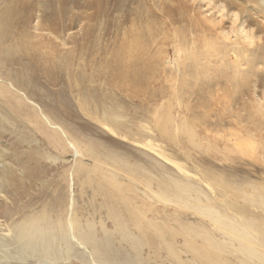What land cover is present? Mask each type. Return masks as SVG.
<instances>
[{"label":"bare ground","instance_id":"1","mask_svg":"<svg viewBox=\"0 0 264 264\" xmlns=\"http://www.w3.org/2000/svg\"><path fill=\"white\" fill-rule=\"evenodd\" d=\"M33 1L0 2V95L12 101L16 109L29 111L35 127L44 132L55 149L73 152V162L59 174L58 186L45 184L39 200H30L3 214L6 216L0 219V264H264L263 180L254 181L245 175L239 183L236 174V178L223 172H213L211 176L200 169L195 154L211 151L217 156L223 150L218 142L201 135L198 126L188 123V103L178 90V86L185 84L181 72L187 77V70L195 78L205 76L201 85L209 86L211 93L206 103L220 106L221 114L239 129L238 136L229 132L239 141L229 143L224 152L239 150L249 156L258 155L262 178L263 120L255 112H247L254 105L247 106L235 95L242 87L248 89L247 79L251 75L264 71L257 67L258 62L264 67V46L259 42L264 35V0H217L223 2L222 8L225 5L242 10L255 33L243 26L231 27L232 35L222 33V18H211L209 22L206 17L200 20L191 13L187 16L192 10L189 7L182 6L181 10L174 5L169 9L168 12H174L168 13L169 17L176 12L180 22L187 20L190 44L195 51L184 56L187 62L181 67L182 45L173 41L179 43L172 46L170 70L180 74L173 82V86L177 84L174 99L157 109L153 127H144L161 135L158 142L140 141L122 131L125 111L114 94L117 87L133 89L136 94L147 91L150 75L157 70L155 66L169 63L171 58L169 52H159L154 57L149 51L158 28L154 25V31L150 29L145 4L139 1L135 7L127 8L130 11L122 37L116 33L119 40L101 49L99 41H88L94 33L93 21L103 16V20L97 21V25H102L98 28L100 34L101 27L108 23L104 13L111 11L112 5H119L122 10L130 0H69L70 13L60 23L56 20L55 0ZM248 4L263 22L255 21ZM116 11L115 14L119 12ZM233 15L236 19L242 17L241 12ZM35 19L33 28L39 39L29 45L37 53L31 52L34 58L29 63L22 64L24 58H20L18 69L14 66L19 62L17 50L3 42L13 29L25 30ZM169 23L173 24L171 20ZM76 26L82 30L80 40L75 34L66 33ZM197 29L202 32L200 35L194 34ZM198 36L205 43L200 49L194 46ZM41 62L48 65L43 72L52 85L65 84L74 93L84 118L146 147L170 168L137 154L128 159L84 141L80 133L85 128L82 117L70 114L58 100L56 108L64 112L52 111L48 105L40 108L37 96L41 87H36L38 83L30 80L24 70L36 68ZM172 109L179 110L181 115L175 116ZM68 116L79 122L77 127L70 125ZM161 141L192 163L170 153ZM23 172L22 167L13 169V165L0 160L1 198L7 200L4 192H15L25 182ZM73 178L76 188L70 184ZM85 189L90 192L86 200L78 196Z\"/></svg>","mask_w":264,"mask_h":264},{"label":"rangeland","instance_id":"2","mask_svg":"<svg viewBox=\"0 0 264 264\" xmlns=\"http://www.w3.org/2000/svg\"><path fill=\"white\" fill-rule=\"evenodd\" d=\"M139 1H142L148 10L147 12L150 17V29L154 31V25H156L158 28V33L152 40L153 42L151 41L150 43L149 51L151 55L155 57V55H158L159 52H162L164 54L169 52L171 58L169 60V63L160 62V66H155L157 67V70H154L155 72L150 75V79L152 80L150 81L147 91L136 94L133 89H124L117 87L115 88L116 90H114V94L115 99H117V102H119L120 104L119 107H123L122 109L125 111V115H123L124 121L122 123V131L132 138L140 141L151 140L154 142H158L160 141L159 139H161V135L157 132H152L150 130L148 131L144 127L147 126V124H149L150 127H153V118H155L154 113L160 106H162V104L166 105L174 99L173 92H175V90L173 91V89L177 87V84L175 83V86H173V82L175 81V79H178L179 76L177 74L179 73L176 74L174 70H170L171 66H173L174 57L172 55V46L176 45L179 42V44L182 45L183 62H181V58V67H183L182 65L184 64V62H187V59H184V56L187 55V53L191 50L195 51V49L192 48L190 44L189 25L185 22L187 20L180 22L176 12L173 17H169L168 13L174 14V12H172L173 10H170V12H168L169 9L174 8V5L175 8L178 7V9L181 10L189 7L192 10L189 13H186L187 16H190L192 14L193 17H197L200 20L206 17L207 19H209V22H211V18L214 21H219L220 18H222L219 21L220 26H222V33L230 32L232 35L233 33L231 27L232 29H241L243 26L245 27V30H253V33H255V30L254 26L249 24L246 21V17L242 15V10L239 11L233 7L228 8L225 5L222 8L220 7V3L223 4L222 1L130 0L128 4H125V7H123L122 10H119V8H121L118 7L119 5H117V7H114L112 5L110 7L112 10L107 11L108 13H104L107 15L106 21L108 20V23L106 27L103 26L105 27L104 29L103 27H101L102 30L100 34H97L98 28L102 25H97V21L103 20V16L101 18L99 16L96 17V20L93 21L94 33L88 37V41H99V43L102 44V46H100L101 49H103L105 46H113L114 42L119 40L118 35L115 36V34L119 33L122 37L121 31H123V27H127V25L124 24V22L126 21L125 18L128 17L130 11L127 10V8L135 7V5L139 3ZM33 2L36 1L34 0ZM248 5V10L254 17L255 21L263 22L262 19L258 15H256L250 8V4ZM182 6H184V8ZM55 7L58 16L56 17L54 15L53 19L56 17V20L60 23L62 20H65L68 17L71 5L69 4V0H65L64 3H62L60 0H55ZM218 7L220 10L218 9ZM115 10H117L116 12H119L115 14ZM73 12L76 13L77 11ZM240 12L242 16L241 19H236L233 14H239ZM170 20L173 22V24L169 23ZM35 21L36 19L29 25L30 28L28 26L27 28H25V30L17 28V30L13 29L10 37H7V39H5L3 42L5 45L14 47V49L17 50L18 55L16 56L19 58V62L14 66L18 67V69L21 66L20 58H24L23 61L21 60L22 64L29 63L28 61L30 60V58H34L31 54V52L33 51L30 50V45H32L34 42H38L37 40L39 39L35 35L36 31L33 28L35 25ZM53 22L56 23L55 21ZM173 27H175L176 29ZM117 29H119L118 32H116ZM178 30H182L181 32L183 33L180 35ZM43 33H45V31H43ZM66 33L75 34V37L79 38L77 40H80V36L83 35L80 26L73 27V29H70ZM201 33L202 32L197 29L196 33L194 34L200 35ZM173 35L174 37H172ZM175 36H177V38ZM256 38L259 39V36H257ZM258 39H256V41H258ZM175 40H178L179 42H173ZM259 42H261V44L263 43L264 46V35L262 41ZM204 44V40L202 42V37L198 36L197 43H195L194 46H197V48L200 49V47ZM47 66L48 65L46 62H41V65L37 66L36 68L32 67L30 70H24L25 72H27L30 80L38 83L35 84V86L41 87V90L39 91V94L37 96V100L41 102H38L40 108L42 105H48L49 107L51 106L50 109L52 111L59 110L64 112V109H66L70 114L80 115L83 119V126H85V128H83V130L80 132L81 138L84 141H89V143H95L103 150L107 149L106 151L110 153L119 154L128 159H132L131 155L133 154L141 155L142 157H145V160H153L154 163L156 161H159V163H161L165 167L170 168L165 161H163L157 155H153L152 152L146 147L138 145L130 139H124L122 137L116 136L114 135V133L105 129L100 124L84 118L83 115H81V112L78 109V105L74 100V93L68 91V88L65 84L61 83L57 86L52 85V81L50 80V78L44 74L43 71L48 68ZM245 67L246 64H243L242 68ZM257 67L261 68V71L262 69H264L263 64L260 62H258ZM194 70H196V68H194ZM186 72H188V77L187 75H183L184 73L181 72V78L185 79V84L180 88L178 86V90H180V95H183V99L187 101L186 103H188L185 110L187 121L189 124L193 123V126H198L201 135L209 137L211 141L218 142L219 145H221V149L223 150L217 156L211 154V151H200L195 154L196 159L199 161L200 169L205 171L206 173H209L211 176V173L213 172H223L225 176L227 175L228 177L232 176L236 178L234 176V174H236L238 181H243V176L246 175L248 178H252L254 181L263 180L264 183V174L262 178L260 177L262 172H260L258 164V155L251 154L249 156L248 154L239 153V150H235L236 152L233 153L224 152L226 151L224 147L228 146L229 143L239 141V139L234 136L235 133H237L238 136V126L234 123L228 122V117L221 114L220 106H211V104L206 103L207 99L209 98L208 95L211 93L208 92L209 86L201 85V83H203L205 80V76H203L202 78H195L188 70ZM189 75L191 76L189 77ZM190 79H193L194 81ZM247 84L248 89L246 90V88L242 87V89H240L235 96H237V98L240 97L241 99H243L247 106L254 105L253 108L248 107L249 109H247V112H255L256 116L263 120L264 125V71L258 72V74L251 75L247 79ZM212 93L215 94V90H213ZM91 96L93 97V99H96V95L93 96L91 94ZM57 100L58 102H62L61 104L64 106V109L59 107L56 108V106L58 105ZM11 102L12 101H7L6 99H4L2 94L0 95V160L8 163V166L13 165V169L22 167L25 170V173L23 172L24 179L26 178L27 180L25 179V182L22 183L15 192L6 190V192L4 193L7 196V200L1 198L0 193V219L6 216H4L3 214L6 211L8 212V209L9 211H11L14 209V207H17L20 204H25L30 200H39L42 187L45 184L58 186L60 184L59 182H61L59 179V174L62 173L73 162L72 151L67 150L63 153L59 148L55 149L54 145L49 142L50 140L48 137H46L44 132L42 130L39 131L35 127L34 123L32 122V114L29 111H24V109H16L15 105ZM171 104H173V102ZM235 106L239 111L241 110L239 109L238 104H235ZM228 108L234 109V107L231 106H229ZM19 111L22 112L20 115L18 113ZM172 113L175 116L181 115V112L177 109H172ZM67 121H69L70 125H72L73 127H77L79 124V122L71 121L70 117L69 119H67ZM229 132H233L234 134H230ZM262 132L264 133V130H262ZM239 137L241 136L239 135ZM243 138L245 139V137ZM228 139L230 140L227 143ZM161 142V144H163L170 150V153H172L173 155L174 153L178 156L180 155L179 151L174 150V147H170V145L166 143V141ZM179 157L186 160L188 163H192L189 162L184 156ZM84 159L87 161V163H90V161L88 162V158L84 157ZM261 168L263 170V166H261ZM27 171H29L28 175L26 174ZM73 180H70V184L72 186L74 185L73 187L76 188L77 184L75 183L74 178ZM232 184L235 185L234 183ZM89 194V190L85 189L81 191L78 196L79 198H83L86 200L89 198Z\"/></svg>","mask_w":264,"mask_h":264}]
</instances>
